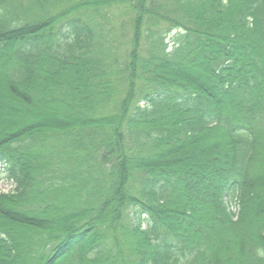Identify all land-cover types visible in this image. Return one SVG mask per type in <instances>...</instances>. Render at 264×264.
Wrapping results in <instances>:
<instances>
[{
    "label": "trees",
    "instance_id": "obj_1",
    "mask_svg": "<svg viewBox=\"0 0 264 264\" xmlns=\"http://www.w3.org/2000/svg\"><path fill=\"white\" fill-rule=\"evenodd\" d=\"M1 164L0 264H264V0H0Z\"/></svg>",
    "mask_w": 264,
    "mask_h": 264
},
{
    "label": "rangeland",
    "instance_id": "obj_2",
    "mask_svg": "<svg viewBox=\"0 0 264 264\" xmlns=\"http://www.w3.org/2000/svg\"><path fill=\"white\" fill-rule=\"evenodd\" d=\"M124 2H120L119 4H111V6L104 8V10L109 14L110 16H113L114 20L110 26L114 27L117 30L118 34V42L121 43V51L126 52V49L130 47V40L129 38L124 34L127 31L132 30V21L131 18L133 16L132 10H127L124 8ZM132 37V34H131ZM171 38L167 39V43L169 45L172 44ZM132 42V41H131ZM206 72L202 68H197L192 74H182L184 77H188L190 81L196 86H203L201 88L202 91H205V88H207L211 93H214V88H210L207 83L204 82V80L200 79L202 77H199L200 74ZM203 81V82H202ZM203 83V85H202ZM122 87V86H121ZM119 92L122 91V89H118ZM46 99H48L49 96H45ZM3 107L5 104H8L9 106H5L2 108V115H3V128H7L8 124H13L15 127L25 128L29 125H32L34 122H37L39 120H46L49 119L52 115H60L64 112L63 108L61 106H51L48 108H41L40 102H35L33 105V109L30 110L27 113H23L20 110H17L15 108V105H17V101L15 99L9 98L7 94H4L1 101ZM217 104H220L224 106V100H217ZM40 110L42 113H40ZM205 141L204 146L205 149H202L201 147L195 146V150H192L190 152V158L195 159V161H205L211 156H213V152H218L220 155H223L224 153V140H219L217 137H209ZM194 144V143H193ZM209 146V148H207ZM197 147V148H196ZM0 171L3 173V169L0 168ZM14 188V185L6 181L4 179L0 178V190L3 192H8Z\"/></svg>",
    "mask_w": 264,
    "mask_h": 264
}]
</instances>
